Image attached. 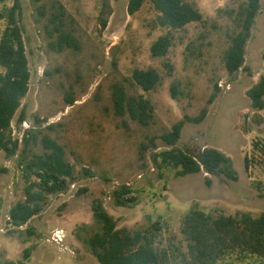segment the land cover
I'll return each mask as SVG.
<instances>
[{
    "label": "rangeland",
    "instance_id": "obj_1",
    "mask_svg": "<svg viewBox=\"0 0 264 264\" xmlns=\"http://www.w3.org/2000/svg\"><path fill=\"white\" fill-rule=\"evenodd\" d=\"M61 1L81 28L83 48L79 53L49 52L34 26L30 0H22L21 23L32 80L13 121V136L21 139L26 129L37 128V118L48 120L43 128L55 124L50 135L64 146L75 177L67 193L49 197L45 210L29 222L32 234L25 231L27 225L13 230L9 211L23 200L25 182L17 158L9 159L0 151V253L4 258L17 264H100L85 244L88 235L77 230L94 223L95 199L102 200L119 228L145 230L161 222L165 243L172 239L182 252L186 244L181 221L194 209L226 215L264 212V163L259 158L262 152L255 148V142L264 144V109L253 108L247 95L264 74V0L247 43L246 62L236 78L229 76L223 59L230 38L238 32L232 11L245 0H188L200 10L203 20L178 30L157 25L159 13L150 0L135 15L128 12L130 0H111L112 14L105 30L100 26L104 0ZM12 4L13 0H0V11ZM4 28L3 22L0 35ZM167 34L173 42L168 55L154 57L152 45ZM136 69H152L161 76L160 84L150 92L133 87L155 109L156 123L147 129L129 119L126 129L123 120L113 115L112 86L125 79L127 85L132 83ZM72 90L76 102L69 105L66 99ZM204 109V121L186 123L176 146L218 149L233 161L237 181L212 177L208 187L205 174L175 178L171 171L156 170L151 162L153 150L140 158L145 136H161ZM22 112L27 126L20 129L17 120ZM157 145V151L171 148L161 139ZM246 158L254 160L249 171ZM121 185L135 189L131 207L114 204L112 192ZM57 230L65 235L61 244L53 241ZM26 249L31 250L28 260ZM177 258L180 261L182 255ZM219 264L263 263L235 252Z\"/></svg>",
    "mask_w": 264,
    "mask_h": 264
},
{
    "label": "trees",
    "instance_id": "obj_2",
    "mask_svg": "<svg viewBox=\"0 0 264 264\" xmlns=\"http://www.w3.org/2000/svg\"><path fill=\"white\" fill-rule=\"evenodd\" d=\"M110 1L104 0L103 3L100 16L102 30L107 28L112 14ZM150 1L159 13V27L178 30L203 20L200 10L188 0ZM30 3L34 26L43 37L49 52L79 53L82 50L79 23L61 0H30ZM144 3L145 0H130L129 14L135 15ZM261 7V0H245L237 10L232 11L238 32L230 38L231 46L223 59L226 71L232 78L238 76L246 62L247 43ZM22 16V0H13L12 6L0 11V24L5 23L0 35V151L6 153L9 159L17 158V167L25 182V196L11 207L9 224L13 230L27 225L25 231L32 234L29 222L45 210L49 197L69 191L75 171L67 160L64 146L50 135V132H55L56 125L50 124L43 128V124L48 120L37 118V128L26 129L21 139L13 136V121L30 92L32 80L25 30L21 23ZM172 43L170 34L160 37L151 47L152 55L158 58L166 57ZM262 59L264 62V53ZM127 82L125 79L123 83L118 82L112 86L113 115L123 120L126 129H129L127 119L140 128L147 129L156 123L155 109L151 102L133 90V87L136 85L143 91L150 92L160 84L161 76L152 69H136L132 75V83L127 85ZM216 90H220L217 84ZM176 92V87L173 86L174 97ZM67 95V103L75 104L74 91ZM247 95L253 108L264 109V74ZM209 103H212V99ZM206 116L207 109H204L196 117H185L161 136H145L139 147L140 158H144L148 151L153 150L151 162L156 170L171 171L175 178L205 174V184L208 187L212 185V177L237 181L239 177L233 161L218 149L176 146L184 125L200 124ZM25 122L26 116L22 112L17 120L18 128L21 129ZM159 139L171 148L157 151ZM255 148L262 152L259 158L264 163V144L255 142ZM251 163H254V160L251 162L249 158L245 159L247 171L250 170ZM87 173L91 175V172ZM134 193L135 189L131 186L116 187L112 192L114 204L118 207H131L135 203L132 197ZM92 213L94 223L91 226H79L77 230L78 233L88 235L85 244L100 264H219L235 252L254 257L264 264V212L253 214L241 211L226 215L194 209L181 221L180 232L186 244L184 252L171 241L172 239L170 244L165 243L164 228L159 221L152 223L145 230L119 228L118 221L100 199L93 201ZM30 253L31 250H25L26 260L30 258ZM177 254L182 255L180 261ZM0 264L17 263L5 259L0 253Z\"/></svg>",
    "mask_w": 264,
    "mask_h": 264
},
{
    "label": "built area",
    "instance_id": "obj_3",
    "mask_svg": "<svg viewBox=\"0 0 264 264\" xmlns=\"http://www.w3.org/2000/svg\"><path fill=\"white\" fill-rule=\"evenodd\" d=\"M25 126H27L26 123H24ZM64 234H63V231L61 230H57L54 235H53V241H55V243L57 244H61L64 240Z\"/></svg>",
    "mask_w": 264,
    "mask_h": 264
}]
</instances>
